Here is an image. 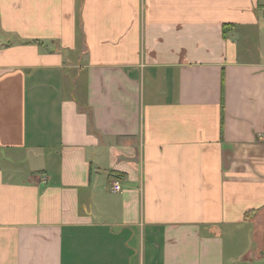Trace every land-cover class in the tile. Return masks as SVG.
Listing matches in <instances>:
<instances>
[{
	"label": "crops",
	"instance_id": "crops-1",
	"mask_svg": "<svg viewBox=\"0 0 264 264\" xmlns=\"http://www.w3.org/2000/svg\"><path fill=\"white\" fill-rule=\"evenodd\" d=\"M0 264H264V0H0Z\"/></svg>",
	"mask_w": 264,
	"mask_h": 264
},
{
	"label": "built area",
	"instance_id": "built-area-1",
	"mask_svg": "<svg viewBox=\"0 0 264 264\" xmlns=\"http://www.w3.org/2000/svg\"><path fill=\"white\" fill-rule=\"evenodd\" d=\"M110 189L112 193H119L121 191L120 183L116 180H111Z\"/></svg>",
	"mask_w": 264,
	"mask_h": 264
}]
</instances>
